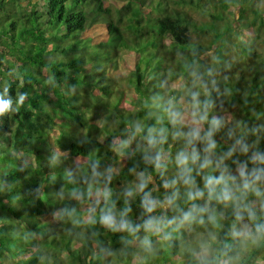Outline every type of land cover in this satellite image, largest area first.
Masks as SVG:
<instances>
[{
  "label": "trees",
  "instance_id": "trees-1",
  "mask_svg": "<svg viewBox=\"0 0 264 264\" xmlns=\"http://www.w3.org/2000/svg\"><path fill=\"white\" fill-rule=\"evenodd\" d=\"M20 1L0 0V264H264V0ZM122 58L129 81H103Z\"/></svg>",
  "mask_w": 264,
  "mask_h": 264
},
{
  "label": "rangeland",
  "instance_id": "rangeland-1",
  "mask_svg": "<svg viewBox=\"0 0 264 264\" xmlns=\"http://www.w3.org/2000/svg\"><path fill=\"white\" fill-rule=\"evenodd\" d=\"M32 2H33V0H31V3L29 4V7L31 8V4H32ZM20 3H21V5L22 4H24L25 3V0H21L20 1ZM191 15L192 16H194V14L191 12ZM98 19V16L97 15H95V14H93V12H89L88 14H87V23L89 24V23H94L96 20ZM236 24V23H235ZM235 24H234V29H235V31L236 32H234V37H233V39L235 38V40H238V42H244L245 40H246V36H245V34H247V33H249V31L248 30H245V31H242V30H240V28L237 30V27L235 26ZM103 31H102V29H101V27H99V26H97V25H95V26H93L92 28H89V29H87L86 31H85V34L86 35H88V36H92L93 37V39L95 38H97L98 37V34H101ZM245 33V34H244ZM235 34H236V37H235ZM90 54H91V56L93 57V59H94V50L93 51H91L90 52ZM97 59H98V61H101V55H100V53H99V56L97 57ZM94 61H95V59H94ZM128 64H130L129 63V61H127L126 59H124V58H122L121 60H119L118 61V63H116V66H115V64H113L112 65V67H108L107 69H105L103 72H102V74L104 75V77L102 78V79H104L103 81H105V82H107V80H110L111 79V83L112 82H115L116 81V83H118V81H129V79H127L125 76H124V73L126 74L127 73V71H126V66L128 65ZM90 67V64L89 63H85V68L86 69H88ZM117 77H119V78H117ZM174 84H175V82H173ZM97 89V88H96ZM71 91L69 92L70 93V96L71 97H74L73 95L74 94H77V95H80V93L82 92V89H81V86H79V85H74L71 89H70ZM86 93H88L87 92V90H84ZM94 93H96V92H94ZM100 94H102V92L100 91ZM135 94V92L132 90V88H130V89H128V95L126 96V100H125V102L126 103H129L130 102V99H132V98H135V99H139V100H141V101H143V99L145 98V97H147V96H143V97H140V96H133ZM204 94H205V92L204 91H202L201 89H197L196 90V98L198 99V101L196 102V101H194L193 102V106H195V105H197V104H199V102L201 103L202 102V99H203V97H204ZM89 95V94H88ZM157 96H154V95H152V96H150V99H154V98H156ZM189 107V105L186 107V108H188ZM151 110H153V111H155L153 108H151ZM184 119H185V115L183 114V116H182ZM99 138H100V136H101V134L100 135H97ZM126 138H128V143H130V144H132V145H135V144H141V143H143L142 142V138L140 137V136H137L136 134L134 135V136H131V137H126ZM6 140H2V139H0V142L2 143V145L4 144H6V142H5ZM117 148H119V147H124L125 146V142H124V140H122V141H119L117 144ZM22 156H24V157H27L28 156V154H24V155H22ZM179 165H183V166H185V164L183 163V160L180 158L179 159ZM180 169L179 168H177V170H175L174 171V174H175V178H179V175H178V171H179ZM149 180H152L151 178H149ZM197 181H199V179H196ZM186 185H187V187L188 188H193V185L192 184H190V183H186ZM97 197V195L96 194H91V198H96ZM97 199V198H96ZM94 200V199H93ZM95 203V202H94ZM260 203H261V200H259V201H253L252 203H251V205L252 206H254V207H258L259 205H260ZM82 205H84V207H85V202H82L81 203ZM176 204H178L177 202H172V205H174V207H171V209L172 210H174L175 209V207H177L176 206ZM90 208V210L93 208V207H89ZM157 208H158V210L160 211V213H165L166 211H168L169 209H170V203H169V201H168V199L167 198H163V199H161V200H159L158 202H157ZM157 210V209H156ZM88 212V211H87ZM156 213H154L153 215H155ZM175 214H177V213H172V215H169L166 219H164V221L161 223V225L162 226H164V228H166L167 230H166V232L167 233H170V231H169V229L170 228H168V225L169 224H171V221L172 220H174V219H176V220H178V219H180V220H185V218L187 217V212H186V210L184 209L183 211H182V214L180 215V217H176V218H174V216H175ZM82 218H84L85 219V217H86V214H82V216H81ZM159 217V216H158ZM164 216H161V218H163ZM151 222H152V218H151ZM152 224V223H151ZM184 227H185V230L187 229V226L186 225H184ZM232 227L234 228V225H232ZM235 227L236 228H234V229H237V234L239 235V238H241L242 240H243V247H245L246 249H249L250 247H251V245H252V241H256V239H258L259 238V234H254L249 228V225H248V223L247 222H245V221H243V222H239L238 224L236 223V225H235ZM127 228H130V226H128ZM178 229H179V231L181 232V228L180 227H178ZM171 230V233L174 235L175 234V230H174V228L173 229H170ZM199 231H196V232H194V233H191L189 236L187 235L186 236V240L187 241H189V244L190 245H194V246H197L196 244H200L199 246H201L202 245V243H200L199 242V240H200V237H201V233H198ZM160 234V233H159ZM163 235H165V234H163ZM157 237H162V235L160 234L159 236L157 235ZM141 240L139 241V244L140 245H146V243H147V237L145 236V237H141L140 238ZM135 239L133 238V239H131V243L133 244V241H134ZM205 243V247L204 248H206L207 249V246H209V243H208V241H205L204 242ZM135 244H136V242H135ZM211 246V245H210ZM212 248V247H211ZM208 250V249H207ZM209 251V250H208ZM136 252H138V251H136ZM108 253H110V252H108ZM239 256H240V254H238V253H236L235 252V254L233 255V257H231V259H230V261L233 263V264H237V260H238V258H239ZM131 260L132 261H134V260H137V259H139V257L138 258H134L133 256H131ZM108 259H110L111 261H112V259L113 258H111V257H109ZM4 261H6V259L4 260ZM257 262H263V261H261V258L258 256L257 257Z\"/></svg>",
  "mask_w": 264,
  "mask_h": 264
},
{
  "label": "clouds",
  "instance_id": "clouds-1",
  "mask_svg": "<svg viewBox=\"0 0 264 264\" xmlns=\"http://www.w3.org/2000/svg\"><path fill=\"white\" fill-rule=\"evenodd\" d=\"M7 107L8 105L5 102L0 101V113H3V111H5Z\"/></svg>",
  "mask_w": 264,
  "mask_h": 264
}]
</instances>
